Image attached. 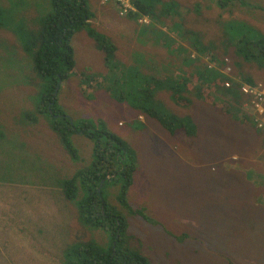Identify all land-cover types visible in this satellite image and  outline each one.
I'll list each match as a JSON object with an SVG mask.
<instances>
[{"label": "rangeland", "instance_id": "1", "mask_svg": "<svg viewBox=\"0 0 264 264\" xmlns=\"http://www.w3.org/2000/svg\"><path fill=\"white\" fill-rule=\"evenodd\" d=\"M53 1L0 0V115L10 131V143L0 153V175L14 180L10 190L0 188V264H65L67 252L81 240H91L99 248L110 241L103 229L85 224L81 228L77 209L72 202L63 203L67 200L60 186L61 178L92 164L95 140L84 131L74 133L71 142L78 157L73 158L51 129V118L37 113L43 80L19 35L40 34ZM158 1L155 5L167 10V23L176 19L181 28L190 26L191 42L202 38L208 49L221 41L236 53V40L243 35H249L247 40L264 37V0H243L257 8L238 3L226 9L218 0ZM89 2L94 7L98 0ZM109 5L117 13L101 8L103 19L99 17L96 26L118 52L106 61L97 36L88 28L75 34V71L59 82L57 105L73 123L91 122L92 130L104 125L139 153L127 209L119 202L117 183L104 189L109 203L127 218L134 246L142 248L152 264H264V166L256 164L251 171L246 161L232 160L235 143L262 145V136L253 135L257 125L244 128L215 108L201 107L189 111L201 125L197 134L183 138L160 126L156 131L155 123L140 113V104L122 103L123 93L131 91L126 96L134 98L133 103L140 100L138 88L144 87L139 68L154 60L173 64L180 51L191 52L186 36L172 37L163 27L179 42L170 38L178 52L158 51L141 35L140 20L121 18L122 6L115 0ZM181 15L185 22L178 19ZM164 38L157 36L159 42ZM262 64L247 63L260 84ZM161 110L160 106L156 111ZM33 113L40 122L28 125L24 119ZM15 119L24 124L15 126ZM22 129L26 133L19 139ZM22 147L16 157L13 151Z\"/></svg>", "mask_w": 264, "mask_h": 264}, {"label": "trees", "instance_id": "2", "mask_svg": "<svg viewBox=\"0 0 264 264\" xmlns=\"http://www.w3.org/2000/svg\"><path fill=\"white\" fill-rule=\"evenodd\" d=\"M133 2L138 11L130 10L128 16L138 22L143 17H148L150 21L148 25L143 24L141 31L146 43L147 35L153 37L159 35L160 38L166 37V40L164 38L165 45L155 41V45L159 47L158 51L166 49L178 52L172 47L170 38L173 37L172 34L177 36L183 34V37L186 36L184 41L191 52L185 54L180 51L175 56L173 64L162 60V64L159 65L154 60L149 61L146 67L144 63V67L139 68L140 79L144 81V83L141 82L144 90L138 88L141 91L140 100L133 103L134 98L126 96L131 91H125L122 103L128 101L132 106L140 104V113L145 116L146 120L155 123L152 126L156 131L160 126L164 130L173 132L174 136L179 135L183 138L197 134V130L201 128V125L198 126L195 118L189 113L190 110L201 107L209 110L215 108L219 113L231 119L234 124L244 125V128L250 125L255 127L260 115L254 114L253 98L245 95L242 87L256 86L261 83L254 74L250 73L252 69L247 66V63L255 61L259 66L263 65L264 37L247 40L249 35L248 38L243 35L241 39L236 40V53L231 49V44L227 45L221 41L213 44L211 50L205 46L207 43H203L202 38L191 42L190 26L181 28L180 21L176 19L169 20L167 23V10L164 11L155 5L159 2L158 0H134ZM218 2L223 9L230 5L236 6L238 3L250 6L243 0H218ZM107 3L109 1L105 2ZM94 7L89 0H54L53 12L44 18L40 34L19 35L24 51L33 59L36 75L43 80L37 113L51 118V129L61 137L64 146L73 158L78 157V151L71 142V136L74 133L84 131L95 140L92 164L89 167L78 169L72 177L61 178L60 186L63 190V198L67 200L63 203L72 202L75 205L77 221L81 228L85 224L103 229L109 232L110 241L106 248H99L91 240H81L82 242L67 252L65 264H152L142 248L134 246V239L128 230L127 218L122 215L120 209L109 203L104 195V189L108 183H117L120 189L119 202L124 209H127L129 191L135 182L134 175L138 169L139 153L130 144L121 140L120 136L110 134L104 125L99 130H92L93 123L87 121L74 122L72 125L71 118L57 105L58 94L55 96V92L59 82L68 79L75 71L76 61L73 47L75 34L88 28L91 34L97 36L98 49L106 55V61L118 52L115 43L100 37V29L97 27L100 24L97 21L102 15H99L101 12L94 10ZM120 17L126 16L120 15ZM185 18V15H181L178 19L185 22ZM101 23L103 24L104 21ZM163 27L171 33L172 37L166 35L168 33L163 31ZM228 35L234 37L230 33ZM241 44L245 46L243 51H241L243 48ZM152 57H147L142 61ZM50 104H53V113L50 112ZM160 106L164 111L157 112ZM27 119L25 118L24 121L28 125L40 122L36 113L28 114ZM23 124V121L15 119V126ZM176 128L179 129L176 130ZM9 133L7 121L3 120L0 115V153L10 143ZM25 133L26 131L22 129L16 137L21 139ZM245 133L248 134V132ZM253 135L262 136L261 146L249 143L244 147L243 143H235L232 151L238 159L246 156L245 161L249 164L248 168L256 164L264 166V130L256 128ZM241 147L245 153L240 150ZM22 149L23 147L20 151H13V154L17 157ZM10 169L13 173L12 166ZM115 174V178L106 181L108 176ZM103 181L106 182L99 192ZM12 182H14L13 179H5L0 175V188L10 190L13 186L9 184ZM133 213L143 214L145 212L135 210ZM144 219L148 218L144 215ZM154 223L156 224V221Z\"/></svg>", "mask_w": 264, "mask_h": 264}, {"label": "built area", "instance_id": "3", "mask_svg": "<svg viewBox=\"0 0 264 264\" xmlns=\"http://www.w3.org/2000/svg\"><path fill=\"white\" fill-rule=\"evenodd\" d=\"M122 5V15L129 13L130 10L135 12V9L132 5V0H119ZM144 23H148V20H143ZM229 86V84H227ZM243 92L248 95L255 96L257 98L254 114L260 115V118L256 120V125L259 129H264V89L260 85L259 87H243Z\"/></svg>", "mask_w": 264, "mask_h": 264}, {"label": "clouds", "instance_id": "4", "mask_svg": "<svg viewBox=\"0 0 264 264\" xmlns=\"http://www.w3.org/2000/svg\"><path fill=\"white\" fill-rule=\"evenodd\" d=\"M108 0H104V3L105 2H107ZM117 3H118V5L119 6H122L121 5V3L120 2H118V0H115ZM134 0H132V5H133V7H134V9H135V12H137L138 11V9H137V7H136V4L133 2ZM121 13V15H122V11L120 12ZM129 15V13H127V14H125V15H122V16H128ZM145 19H147L148 20V23H144L143 22V20H145ZM140 23H142V24H145V25H148L149 23H150V21H149V19H148V17H143L141 20H140ZM229 71H230V69H228ZM259 86L261 85L262 87H263V89H264V84H258ZM245 86H250V85H245ZM245 86H243V87H245ZM257 86V85H256ZM256 86H250V87H256ZM243 87H242V91H243ZM244 93V92H243ZM245 94V93H244ZM245 95H248V94H245ZM252 98H253V100H252V107H253V109L254 110H256L255 109V104H256V102H258L257 101V98L255 97V96H252V95H250ZM262 130V129H261ZM264 130V129H263ZM233 157V156H232ZM235 159L237 160L238 159V157L237 156H234L233 157V161H235ZM239 159L241 160V161H245V159H246V157H243V158H241V157H239ZM263 163H264V161H263ZM252 168L253 167H251V171H252Z\"/></svg>", "mask_w": 264, "mask_h": 264}, {"label": "crops", "instance_id": "5", "mask_svg": "<svg viewBox=\"0 0 264 264\" xmlns=\"http://www.w3.org/2000/svg\"><path fill=\"white\" fill-rule=\"evenodd\" d=\"M118 2H119V0H118ZM101 8H102V9H105V10L111 12V13H112V12L117 13V11L114 10V7H112V5H109V3L105 4V3H104V0H98V2L95 3L94 10H97V11H100V12H101ZM101 13H102V12H101ZM102 15H103V14H102ZM150 36H151V35H150ZM157 36H158V35H156L155 37H153V36H151L150 38L148 37V41H150V42H152V43H154V44H155V41L159 42V41L157 40ZM161 39H163V38H161ZM161 43H164V42L161 41ZM130 46H131V45H130ZM240 150H241V149H240ZM241 151L245 153V151H243V150H241ZM244 157H246V156H244Z\"/></svg>", "mask_w": 264, "mask_h": 264}, {"label": "water", "instance_id": "6", "mask_svg": "<svg viewBox=\"0 0 264 264\" xmlns=\"http://www.w3.org/2000/svg\"><path fill=\"white\" fill-rule=\"evenodd\" d=\"M58 86H59V85H58ZM58 86H57V90H56V92H55V96L58 94V91H59V89H60V88H58ZM52 105H53V104H50V106H49V107H50V112H51V113H53V112H52ZM56 117L58 118L59 116H56ZM70 120H71V123H72V125H73V120H72V119H70ZM115 177H116V174L113 175V176H108L106 181H110L111 179H113V178H115ZM106 181H103V182L101 183L99 192H101V190H102V188H103V186H104V184H105Z\"/></svg>", "mask_w": 264, "mask_h": 264}, {"label": "flooded vegetation", "instance_id": "7", "mask_svg": "<svg viewBox=\"0 0 264 264\" xmlns=\"http://www.w3.org/2000/svg\"><path fill=\"white\" fill-rule=\"evenodd\" d=\"M109 1V0H108ZM120 15H121V13H120Z\"/></svg>", "mask_w": 264, "mask_h": 264}]
</instances>
